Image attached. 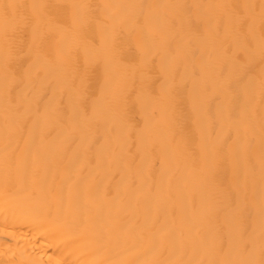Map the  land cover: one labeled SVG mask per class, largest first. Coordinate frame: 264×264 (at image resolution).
Masks as SVG:
<instances>
[{
  "label": "bare ground",
  "instance_id": "obj_1",
  "mask_svg": "<svg viewBox=\"0 0 264 264\" xmlns=\"http://www.w3.org/2000/svg\"><path fill=\"white\" fill-rule=\"evenodd\" d=\"M0 264H264V0H0Z\"/></svg>",
  "mask_w": 264,
  "mask_h": 264
}]
</instances>
